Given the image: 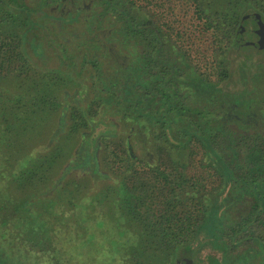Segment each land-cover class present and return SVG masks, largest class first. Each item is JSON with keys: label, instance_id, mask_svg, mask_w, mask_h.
<instances>
[{"label": "trees", "instance_id": "obj_1", "mask_svg": "<svg viewBox=\"0 0 264 264\" xmlns=\"http://www.w3.org/2000/svg\"><path fill=\"white\" fill-rule=\"evenodd\" d=\"M263 23L264 0H0V235L51 252L89 206L123 264H264V74L233 89ZM76 140L91 170L57 179Z\"/></svg>", "mask_w": 264, "mask_h": 264}, {"label": "rangeland", "instance_id": "obj_2", "mask_svg": "<svg viewBox=\"0 0 264 264\" xmlns=\"http://www.w3.org/2000/svg\"><path fill=\"white\" fill-rule=\"evenodd\" d=\"M254 32H258L257 28L254 29ZM245 45L246 47L244 46V49H234L235 54L238 55V61L236 62H239L238 64L241 67L246 68V73L241 72V78H239V80L238 78H234L233 80V89L236 90L242 89V87L246 85H249L247 87L251 88V90H254V88L258 89L262 81L261 76L264 74V48L258 50L253 45L249 44V42ZM239 52L245 55H239ZM50 62L51 60L45 61L43 59L39 60L38 64L45 66L46 63ZM199 67H202V65L200 64ZM85 77L86 75L84 78ZM84 84L88 87H86L88 90L87 93L78 94L80 87L74 86L73 84L63 89L62 100L63 102L67 101V103L64 104L65 113L71 107H84L85 103L88 104L90 102L89 100L94 98L89 83ZM61 119L62 116L60 115L56 117L57 127L62 123ZM249 119L252 122V119ZM262 121L264 123V119H262L261 122ZM259 127H261V130H264V124ZM61 130L63 131V127H59L55 130L57 133L56 136H58ZM77 142L78 140H76L75 144L68 150L65 159H63V162L59 165L56 172L57 179L66 171L67 176L90 172V166L81 161L76 163V166H71L76 160V154L74 153L79 144H77ZM103 172L105 173V171ZM80 204L79 202V205ZM78 210L80 211L78 214L73 213L71 217L64 220L62 229H54L52 231L49 229L48 232H51L52 235L49 238L50 241L52 240L51 252H36L35 249L27 245L26 242H17L15 244L12 237L7 235L4 236L2 234L5 232H2L0 235V264H123L122 254L120 252L121 249L119 247L120 241L112 225L113 217L104 210L98 212L89 206L79 207ZM4 217L3 215L2 218ZM14 231L17 234H21L22 232L30 233L27 232L25 228L24 230L20 229V231L14 229ZM198 264H206V262H201L200 260Z\"/></svg>", "mask_w": 264, "mask_h": 264}, {"label": "water", "instance_id": "obj_3", "mask_svg": "<svg viewBox=\"0 0 264 264\" xmlns=\"http://www.w3.org/2000/svg\"><path fill=\"white\" fill-rule=\"evenodd\" d=\"M248 42L258 50L264 48V25L259 26V30L256 34L250 35Z\"/></svg>", "mask_w": 264, "mask_h": 264}, {"label": "flooded vegetation", "instance_id": "obj_4", "mask_svg": "<svg viewBox=\"0 0 264 264\" xmlns=\"http://www.w3.org/2000/svg\"><path fill=\"white\" fill-rule=\"evenodd\" d=\"M78 92V91H77ZM59 122V121H58ZM82 149H83V152L79 155H81V158H82V161H88L89 160V156H88V153L90 152V148L88 145H86L85 143L82 145ZM75 153L76 154L78 152V149L76 148L75 149ZM79 153V152H78ZM146 155H149V153H146Z\"/></svg>", "mask_w": 264, "mask_h": 264}]
</instances>
